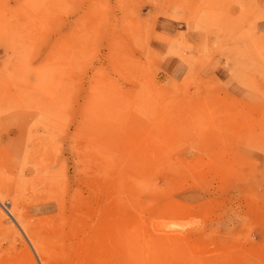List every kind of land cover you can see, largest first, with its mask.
<instances>
[{"label": "rangeland", "instance_id": "obj_1", "mask_svg": "<svg viewBox=\"0 0 264 264\" xmlns=\"http://www.w3.org/2000/svg\"><path fill=\"white\" fill-rule=\"evenodd\" d=\"M0 264H264V0H0Z\"/></svg>", "mask_w": 264, "mask_h": 264}, {"label": "bare ground", "instance_id": "obj_2", "mask_svg": "<svg viewBox=\"0 0 264 264\" xmlns=\"http://www.w3.org/2000/svg\"><path fill=\"white\" fill-rule=\"evenodd\" d=\"M41 263V262H40Z\"/></svg>", "mask_w": 264, "mask_h": 264}]
</instances>
